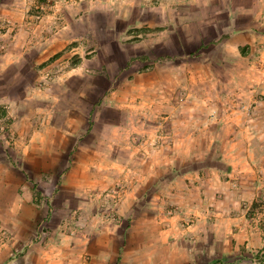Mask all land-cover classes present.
Here are the masks:
<instances>
[{
	"label": "clouds",
	"instance_id": "clouds-1",
	"mask_svg": "<svg viewBox=\"0 0 264 264\" xmlns=\"http://www.w3.org/2000/svg\"><path fill=\"white\" fill-rule=\"evenodd\" d=\"M0 264H264V0H0Z\"/></svg>",
	"mask_w": 264,
	"mask_h": 264
},
{
	"label": "rangeland",
	"instance_id": "rangeland-1",
	"mask_svg": "<svg viewBox=\"0 0 264 264\" xmlns=\"http://www.w3.org/2000/svg\"><path fill=\"white\" fill-rule=\"evenodd\" d=\"M61 53H57V55L53 59H58Z\"/></svg>",
	"mask_w": 264,
	"mask_h": 264
},
{
	"label": "crops",
	"instance_id": "crops-1",
	"mask_svg": "<svg viewBox=\"0 0 264 264\" xmlns=\"http://www.w3.org/2000/svg\"><path fill=\"white\" fill-rule=\"evenodd\" d=\"M57 55V54H56Z\"/></svg>",
	"mask_w": 264,
	"mask_h": 264
}]
</instances>
